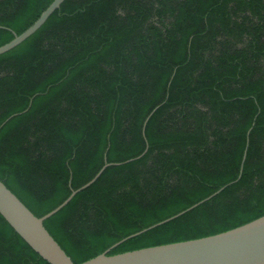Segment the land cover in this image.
<instances>
[{"label":"trees","instance_id":"obj_1","mask_svg":"<svg viewBox=\"0 0 264 264\" xmlns=\"http://www.w3.org/2000/svg\"><path fill=\"white\" fill-rule=\"evenodd\" d=\"M52 1L0 0V46ZM13 114L0 179L37 216L148 147L45 220L76 264L229 183L109 254L252 221L264 215V0H65L0 54V125ZM0 264L51 263L0 214Z\"/></svg>","mask_w":264,"mask_h":264},{"label":"water","instance_id":"obj_2","mask_svg":"<svg viewBox=\"0 0 264 264\" xmlns=\"http://www.w3.org/2000/svg\"><path fill=\"white\" fill-rule=\"evenodd\" d=\"M64 1L65 0H53L27 29L20 34L15 33L12 40L0 46V54L13 49L34 34L45 24L48 18L61 7ZM33 98L34 97L31 98L30 105L32 104ZM158 107L159 106L154 108L149 114L145 125ZM16 114L7 118L0 125V129ZM251 129L248 131L247 145L244 150L240 173L235 181L239 180L243 173ZM147 150L148 147L145 152ZM144 153L125 162L140 158ZM125 162L112 163L105 161V164L90 181L77 189L73 188L71 194L60 205L43 216H37L33 213L0 179V214L31 248L49 263L76 264L49 232L44 222L47 218L62 209L79 191L95 182L108 166ZM229 184L222 186L210 196L193 204L187 209L122 238L106 251L79 264H264V215L240 226L216 234L143 247L123 253L109 254L111 249L124 241L171 221L211 199Z\"/></svg>","mask_w":264,"mask_h":264}]
</instances>
